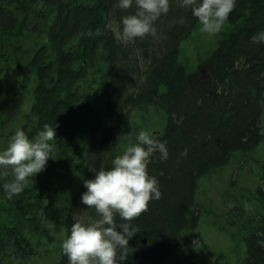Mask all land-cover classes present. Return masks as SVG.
I'll list each match as a JSON object with an SVG mask.
<instances>
[{
    "label": "trees",
    "instance_id": "trees-1",
    "mask_svg": "<svg viewBox=\"0 0 264 264\" xmlns=\"http://www.w3.org/2000/svg\"><path fill=\"white\" fill-rule=\"evenodd\" d=\"M133 11L116 0H0V148L17 128L56 134L24 191L0 190V264H68L61 240L74 219L95 216L80 203L83 180L141 129L168 157L151 156L161 197L131 222L140 231L124 264L198 261L206 216L223 245L199 264H264V0H236L213 35L170 0L155 37L123 44L113 29Z\"/></svg>",
    "mask_w": 264,
    "mask_h": 264
},
{
    "label": "clouds",
    "instance_id": "clouds-1",
    "mask_svg": "<svg viewBox=\"0 0 264 264\" xmlns=\"http://www.w3.org/2000/svg\"><path fill=\"white\" fill-rule=\"evenodd\" d=\"M191 9L200 31L218 33L233 11L236 0H179ZM121 10L134 8L120 17L113 29L123 43L137 38L156 36L154 22L169 11L170 0H116ZM100 29L96 35H101ZM264 40V35L260 37ZM55 127L45 124L33 137L23 128L15 129L7 145L0 148V190L6 198L18 196L29 180L43 171L54 148ZM154 152L167 159L166 144L150 130L135 133L110 161L109 167L95 170L93 177L83 180L80 203L94 209L95 216L76 218L60 242L61 253L68 264H124L134 248L129 240L140 230L131 222L147 211L151 200L161 197L158 180L149 175L147 166ZM186 154V152L184 153Z\"/></svg>",
    "mask_w": 264,
    "mask_h": 264
},
{
    "label": "rangeland",
    "instance_id": "rangeland-1",
    "mask_svg": "<svg viewBox=\"0 0 264 264\" xmlns=\"http://www.w3.org/2000/svg\"><path fill=\"white\" fill-rule=\"evenodd\" d=\"M206 41H207L208 46H212L214 44V39H212L210 41L209 38H206ZM208 198H209V204L211 206L215 207V205H218V202H217L218 201L217 200L218 199V195L216 193H214V194L210 193L208 195ZM214 221H215L214 219H211V216L210 217L209 216H206L205 221L200 226L199 235H200V238H203V240L205 241V243L208 245V248L205 249V248L198 247V246H197V248L191 247V251L194 252V253L199 254L200 256L198 257L199 258L198 261L196 259H194V260L191 259V260L188 261V264H199L202 261L207 262L206 260H204L203 257L205 256L206 253H208V250H212V247H214L215 249L217 248L219 250L221 249V246L223 245V243H221V238H223L221 231H219V230L216 229L217 225H215L214 227H209L210 226L209 223L214 222ZM222 227L225 230L227 228H229V227H227V225L225 224V222L222 223ZM229 230H230V228H229ZM210 237H213V239H211ZM208 238H210L209 239L210 242L207 241ZM235 246L239 250V253H241L242 255H246L245 254L246 253V247H245L246 245H245V242L242 239H240L239 242H237L234 245V247ZM200 257H201V259H200ZM208 261H209L210 264H213L210 257H208ZM215 263L216 264H220V262H218V261L215 262ZM166 264H183L182 257L179 255L177 258L175 257L173 259L168 260L166 262Z\"/></svg>",
    "mask_w": 264,
    "mask_h": 264
},
{
    "label": "flooded vegetation",
    "instance_id": "flooded-vegetation-1",
    "mask_svg": "<svg viewBox=\"0 0 264 264\" xmlns=\"http://www.w3.org/2000/svg\"><path fill=\"white\" fill-rule=\"evenodd\" d=\"M234 242H235V244H236V243L238 242L237 239L234 240ZM235 244H234V245H235ZM234 245H233V243H231V246H232V247H233Z\"/></svg>",
    "mask_w": 264,
    "mask_h": 264
}]
</instances>
